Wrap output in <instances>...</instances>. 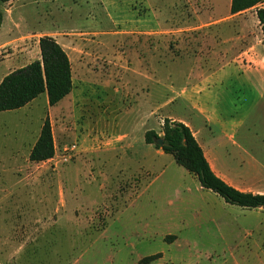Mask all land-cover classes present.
I'll use <instances>...</instances> for the list:
<instances>
[{"label":"rangeland","instance_id":"374dc122","mask_svg":"<svg viewBox=\"0 0 264 264\" xmlns=\"http://www.w3.org/2000/svg\"><path fill=\"white\" fill-rule=\"evenodd\" d=\"M227 9L226 0L0 2V82L40 59L44 36L72 68L71 93L57 105L42 94L0 112V159L26 165L0 166V264H140L156 254L148 264H264V210L226 204L144 143L149 130L161 135L165 117L215 140L223 134L182 99L198 69L215 70L216 38L235 36L227 23L214 37L202 28ZM247 19L256 39L260 23ZM232 79L204 85L215 115L241 121L234 140L244 153L215 143L216 162L229 182L264 193V90L258 97L255 77L253 88ZM46 118L55 154L31 163Z\"/></svg>","mask_w":264,"mask_h":264},{"label":"trees","instance_id":"16d2710c","mask_svg":"<svg viewBox=\"0 0 264 264\" xmlns=\"http://www.w3.org/2000/svg\"><path fill=\"white\" fill-rule=\"evenodd\" d=\"M12 0H0L6 3ZM264 0H231L230 15L237 14ZM264 41V7L256 10ZM1 24V18H0ZM40 59L7 74L0 82V112L19 110L38 96L46 94L49 107L64 100L72 90V72L68 55L52 37L39 39ZM161 139L162 146L155 141ZM144 143L153 145L163 153L173 157L175 163L193 174L203 189L221 197L226 204L264 210V194L241 192L217 177L211 170L204 154L191 130L184 123L169 118L163 120L161 135L149 130L144 134ZM55 145L49 119L41 127L36 143L33 145L29 161L40 163L51 160ZM160 257L159 254L146 257L140 264H148Z\"/></svg>","mask_w":264,"mask_h":264},{"label":"crops","instance_id":"0c3cea01","mask_svg":"<svg viewBox=\"0 0 264 264\" xmlns=\"http://www.w3.org/2000/svg\"><path fill=\"white\" fill-rule=\"evenodd\" d=\"M15 1L16 0L9 1L6 2V4L13 3ZM226 2L228 7L226 16L219 19H208L206 23L202 24V28H206V30H208V34H211L212 37H214L215 33L217 32L212 29H220V25L227 23L229 24L228 29H231L232 31L234 30L233 34H235V36L224 38L222 40L221 38H216L218 39V41H214L213 45L216 44L215 47L212 46L210 51L208 50L210 59H214L217 61L215 70L211 74H207L202 68H200V70L198 69L195 73L196 82L194 84V87L191 89L187 88L184 92V98L182 99L187 104H189L198 115L202 117V119L205 121L204 123L206 124V126L211 124L218 125L221 129L223 128V134H221V136L217 137V140H215L216 137H214L213 134H211L210 136H202L201 131L195 129L191 125L189 120L178 119L176 121L182 122L189 127L196 142L199 144V147H201L211 170L217 177L241 192L264 194L261 192H253L250 190L240 189L235 184L229 182L227 177L224 175L228 170L222 169L217 165L216 152L213 147L215 143H217L220 147H223L226 146L227 142H230L232 146L238 148L237 154H241L240 152L244 153L242 150H240L241 148L237 146L234 140V133L239 124H241V121L225 123L220 119V117L215 115L213 113V110L208 108L207 105L203 102V97H205L206 93L208 92H206L204 85H209L208 83L210 81L215 82L221 79L232 78H234L232 80H235L237 78L236 81H241L242 83H245L249 85V87L253 88L251 79L252 77H255L257 79V84H259L257 88H260L259 90H255V92H257L258 94V97L262 95V92L264 90V41L262 39V32H260V35H258L256 39L249 35V21L247 19V16L251 15L254 20H258L256 16V10L262 8L261 5L263 4L257 5L246 11L230 15L231 0H226ZM209 138L211 139L209 140ZM128 148H132L131 145L128 147H111L108 149H104V151H98V153L116 150L122 151L127 150ZM94 152L95 151H92V149H90L87 151V153H85V155H93L95 154ZM158 152L163 153L160 149H158ZM225 154L230 155L227 151ZM0 166L3 169L8 170L20 171L26 169V165H20L17 161L13 160V158L10 157L7 159H0ZM74 216L75 218H78V216ZM22 231L23 237L26 238L28 233L25 231V229H23ZM7 262L8 264H10L9 261Z\"/></svg>","mask_w":264,"mask_h":264},{"label":"water","instance_id":"95a60500","mask_svg":"<svg viewBox=\"0 0 264 264\" xmlns=\"http://www.w3.org/2000/svg\"><path fill=\"white\" fill-rule=\"evenodd\" d=\"M155 143L158 145V146H162V143L163 141L161 139H158L155 141Z\"/></svg>","mask_w":264,"mask_h":264}]
</instances>
